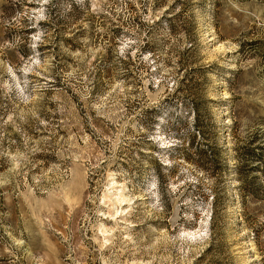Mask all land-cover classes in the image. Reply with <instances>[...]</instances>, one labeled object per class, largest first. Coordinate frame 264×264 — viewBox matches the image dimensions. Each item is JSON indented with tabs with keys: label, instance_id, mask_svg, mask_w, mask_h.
I'll return each mask as SVG.
<instances>
[{
	"label": "rangeland",
	"instance_id": "obj_1",
	"mask_svg": "<svg viewBox=\"0 0 264 264\" xmlns=\"http://www.w3.org/2000/svg\"><path fill=\"white\" fill-rule=\"evenodd\" d=\"M0 264H264V0H0Z\"/></svg>",
	"mask_w": 264,
	"mask_h": 264
},
{
	"label": "trees",
	"instance_id": "obj_2",
	"mask_svg": "<svg viewBox=\"0 0 264 264\" xmlns=\"http://www.w3.org/2000/svg\"><path fill=\"white\" fill-rule=\"evenodd\" d=\"M250 152H251V151H249V150L246 152V153H247L246 155H247V158H248V159L252 157V155L250 154ZM246 155H245L244 157H246ZM240 156H241V157H239V159H240V160H243V155L240 154Z\"/></svg>",
	"mask_w": 264,
	"mask_h": 264
}]
</instances>
